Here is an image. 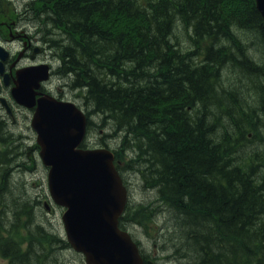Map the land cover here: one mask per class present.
<instances>
[{
    "label": "trees",
    "instance_id": "trees-1",
    "mask_svg": "<svg viewBox=\"0 0 264 264\" xmlns=\"http://www.w3.org/2000/svg\"><path fill=\"white\" fill-rule=\"evenodd\" d=\"M27 10L48 37L46 27L65 35L52 47L63 76H75L117 159L129 154L125 169L157 197L173 242L167 260L246 264L251 247L263 255L264 23L255 0H31ZM27 154L0 119V264H84L39 216L21 177Z\"/></svg>",
    "mask_w": 264,
    "mask_h": 264
},
{
    "label": "water",
    "instance_id": "water-1",
    "mask_svg": "<svg viewBox=\"0 0 264 264\" xmlns=\"http://www.w3.org/2000/svg\"><path fill=\"white\" fill-rule=\"evenodd\" d=\"M255 2L264 22V0ZM3 51L0 47L2 60L6 58ZM17 78L15 98L34 107L35 89L48 78L46 68L19 70ZM31 126L37 134L40 158L49 167L50 195L67 209L62 221L72 248L83 254L86 264H143L137 244L119 228L127 191L112 152L80 148L87 130L83 112L73 103L47 95L38 99Z\"/></svg>",
    "mask_w": 264,
    "mask_h": 264
},
{
    "label": "rangeland",
    "instance_id": "rangeland-1",
    "mask_svg": "<svg viewBox=\"0 0 264 264\" xmlns=\"http://www.w3.org/2000/svg\"><path fill=\"white\" fill-rule=\"evenodd\" d=\"M26 1L27 0H0V21L1 22L7 21V23H9V24H10V21H16V22L20 23L19 26H22V27H29L30 26L29 30H31V32H33L34 26L31 24V22L29 23L28 19H26V22L28 24L25 23L26 17L23 16V14H22L24 12V10L21 9V7L23 8V4ZM17 8L19 10H21V12H19L17 10ZM16 13L20 14V21L12 19V18L16 17ZM29 18H30V20L37 22V20L35 18H33L32 15H30ZM180 24L183 27L181 22H180ZM0 28H1V30H0V45L3 44V46L7 47L9 50H11L12 52H14L16 54L19 50H21V42L22 41L11 42L10 31L4 27H0ZM181 29H182L181 27L179 29L177 27L174 28V31L172 34L173 35L172 36L173 42L175 41L174 40L175 37L180 35L179 33H180ZM18 33L20 35L25 34L23 29H21V28L18 29ZM48 33L50 34L49 36L53 39H56V41L63 42L64 44L67 43V39H66L64 34H60L57 32L54 33V32H52V30H51V32H48ZM244 44L245 43H243V45ZM51 49H54V48H51ZM230 74H232V73H230ZM240 79H242V78H240ZM239 81H241V80H239ZM249 84H251V82H245V83L241 84V86L246 87ZM69 92L70 93L68 95L70 97H76L73 94V93H75V91H69ZM80 104L83 105L86 108V110L91 109L88 106H86L85 100L83 98L80 101ZM92 118H93V115H92ZM99 122H100V120L96 117V119L93 120V125L95 123L99 124ZM27 124L30 127V124L28 122H27ZM19 126L20 127L18 129H15V132H18V133L23 134L24 136H27L30 140V141H27L26 144H27V146H29L27 158L29 160L28 166L31 170L27 171L26 174L22 173V176H21L22 180L27 181L28 184L31 185L32 195L34 197L40 199L42 208H39L37 210V212H39V216L41 218H43L46 222H49V224L47 223V227L50 229H53L54 231L59 232L60 235L63 236L61 217H62L64 210L61 207L54 205L50 200L49 191H48V187H47V170L42 165L39 157L37 156L38 151L36 150V147H35V139H34V136H31V135H33V133H31L30 130H28V128L25 127L23 122ZM94 127H95V130L90 132V134L88 135V142H86L87 145H91L93 147L97 146V143L99 144V142L101 140L105 139V135L110 132L108 129H104V130L98 129V127H96L95 125H94ZM100 130H103V132H100ZM28 135H30L31 137H29ZM99 146H101V145H99ZM253 146H260V143H254ZM262 147H263V144L261 145V150H262ZM245 155H247V154H245ZM24 159L26 160V158H24ZM126 162H127V160L125 159V162H123V164ZM127 179L129 180L128 182H130V184H129L130 189H131L130 198L132 199L133 203L139 204V206H137V208H136V214L134 215V217L136 218L137 222L142 223V225H140L141 226L140 228H138V229L132 228V230L134 231L135 237L143 244L144 248L152 247V253H153L154 246H155L154 244H157L158 246H160L162 243L166 249H169L170 245L173 246V242L168 241L169 235L165 234V232L167 231V229L165 227L166 221L162 220V222H160L159 217L157 218L155 216V214H154L153 220H151V217L148 216V214L144 213L143 208H144V206L147 205V202L149 201V195L147 194V191L145 189H143L142 183L139 181L138 178L131 180L130 177L127 176ZM45 203H49V210L44 207ZM260 211H262L263 214ZM153 212H155V211L153 210ZM256 212L259 214L258 215L259 216L258 221H259V223H261L260 226L263 229V226H264V209L262 208V209L256 210ZM157 224H163V238H162V233L160 232V230L157 227L158 226ZM170 228H172V226H170ZM170 238L171 237H169V239ZM263 242H264V240L262 241V246H261L262 247V254H263L261 259H263V260L256 258V261L254 264H264V243ZM155 250H157V248H155ZM167 254L168 253H165V251H163V254L161 251L160 252L157 251V253L155 252V255H157V261L162 263V264H173V263H170L169 261H167V259H166ZM68 257L71 259L70 261H73L74 258L76 259V256L72 252H69ZM76 263L80 264L79 262H76Z\"/></svg>",
    "mask_w": 264,
    "mask_h": 264
},
{
    "label": "flooded vegetation",
    "instance_id": "flooded-vegetation-1",
    "mask_svg": "<svg viewBox=\"0 0 264 264\" xmlns=\"http://www.w3.org/2000/svg\"><path fill=\"white\" fill-rule=\"evenodd\" d=\"M48 29H50V27H48ZM51 30L52 29H50L49 32H51ZM35 33L36 35H15L11 33L12 38H18L22 41L21 50L16 56L9 54L4 63V73L0 74V119L10 128L21 125L22 122L29 121L30 118L32 119L34 113V109H26L21 104L17 103L13 97L17 70L27 66L47 64L50 68L51 78L47 83H43L39 93L50 94L58 99L66 100V92L70 93L69 91H71L72 88V86H68L72 78L71 75L63 77V75L59 73V70L64 67V65L57 53L50 47V45H54L50 40L51 37H44L39 33L37 34V31ZM69 67L72 69L70 65ZM25 126L27 127V124ZM147 256L149 257L150 254H147ZM150 259H154V257H150L149 260Z\"/></svg>",
    "mask_w": 264,
    "mask_h": 264
},
{
    "label": "bare ground",
    "instance_id": "bare-ground-1",
    "mask_svg": "<svg viewBox=\"0 0 264 264\" xmlns=\"http://www.w3.org/2000/svg\"><path fill=\"white\" fill-rule=\"evenodd\" d=\"M41 13V12H40ZM46 28H48V27H46ZM51 29V28H50ZM60 32V31H59ZM58 32V33H59ZM60 34H62V33H60ZM63 39V38H62ZM54 44L55 43H57V41L55 40V39H53V38H51L50 39ZM218 42H216L215 44H217ZM215 46H217V45H215ZM236 50H238V49H236ZM236 50H231V53H233L234 55H235V53H236ZM239 53V52H238ZM228 56L230 55V54H227ZM234 58H235V56H234ZM230 61H235V60H231L230 58H228ZM229 61V62H230ZM252 68V67H251ZM237 77V76H236ZM81 90H84V89H81ZM71 91H75V89L72 87L71 88ZM262 112V111H261ZM240 117V116H239ZM262 117V116H261ZM260 119H262V118H260ZM259 121V120H258ZM236 122V121H235ZM259 123V122H258ZM262 123V122H261ZM261 126L262 125H264V124H260ZM236 126V125H235ZM234 126V127H235ZM240 126H242L241 124H240ZM258 126V125H257ZM245 128V127H244ZM249 129H251V127L249 128ZM233 131V130H232ZM231 132V131H230ZM253 132V131H252ZM229 133V132H228ZM232 133V132H231ZM254 133V132H253ZM237 134V133H236ZM247 136V135H246ZM249 136V135H248ZM243 137V136H242ZM249 137H251V136H249ZM231 138V137H230ZM247 140V139H246ZM258 140V139H257ZM249 142V141H248ZM242 147V146H241ZM253 148H255V146H252ZM257 157V156H256ZM259 157V156H258ZM252 160H253V158H252ZM256 160V159H255ZM258 160V159H257ZM246 162V161H245ZM250 163V162H249ZM255 163V162H254ZM258 163H259V160H258ZM257 164V163H256ZM255 165V164H254ZM261 166V165H260ZM247 167V166H246ZM256 167V166H255ZM243 168H245V165L243 166ZM260 168V167H259ZM263 168V167H262ZM261 168V169H262ZM249 169V168H248ZM260 169V170H261ZM252 171V170H251ZM256 171V170H255ZM250 172V171H249ZM258 172H256V173H254V175L253 176H255L256 174H257ZM251 175V174H250ZM258 179V178H257ZM261 184H262V186H261ZM258 187H260V190L262 191V190H264V184L263 183H260L259 185H257ZM263 193H264V191H262ZM245 252H246V254H249V252H250V254L252 255H250L251 256V258H249L248 260H247V263L246 264H254L255 263V261H256V258H258V259H261V252H260V250H259V248H256L255 250L251 247L250 248V250H245ZM254 252V253H253ZM252 260V261H251ZM261 260H263V259H261ZM251 261V262H250Z\"/></svg>",
    "mask_w": 264,
    "mask_h": 264
}]
</instances>
